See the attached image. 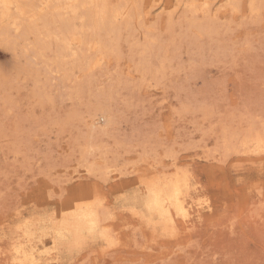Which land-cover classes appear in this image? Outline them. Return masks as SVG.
I'll return each mask as SVG.
<instances>
[{"label":"rangeland","instance_id":"374dc122","mask_svg":"<svg viewBox=\"0 0 264 264\" xmlns=\"http://www.w3.org/2000/svg\"><path fill=\"white\" fill-rule=\"evenodd\" d=\"M112 1L134 19L108 47L91 32L89 48L76 41L66 71L51 37L40 57L25 45L32 34L15 45L12 29L0 36V264L23 228L42 236L39 264H264V152L223 141L264 125V0L254 11L249 0H195V14L190 0ZM99 105L112 114L104 132L87 125ZM175 172L187 176L189 216L155 230L141 199ZM76 202L92 231L79 244L66 230L53 238L52 221Z\"/></svg>","mask_w":264,"mask_h":264},{"label":"bare ground","instance_id":"6f19581e","mask_svg":"<svg viewBox=\"0 0 264 264\" xmlns=\"http://www.w3.org/2000/svg\"><path fill=\"white\" fill-rule=\"evenodd\" d=\"M130 1L131 3L137 2V0H130ZM261 1L262 0H258V1L249 0L250 11L256 10L259 7L258 5ZM229 4L232 9L237 8V0H230ZM129 6L130 5L128 3H122L120 1L113 3L112 0H0V36L2 38L7 37L10 34V30L12 29L13 30L12 36L8 37L7 39L9 41V44L15 45V41L16 40L18 41V39L20 38L24 39L25 41H28L29 35L32 34L34 36V41L27 42L25 43V45L30 47L31 50H33L35 54L40 53L39 50H41L42 46H45L47 44L45 43V45H43L44 38L51 37V40L56 43L55 45L56 46L55 62L57 63L56 65L58 68L63 69V71L65 68V71H66V67L68 65L66 66L65 64H66V61H69L67 59L68 58L74 59V57L77 55L78 47L73 48V45L76 43V41L80 43L85 40L84 42L85 44H87L86 45L87 48H89L88 46L90 44L91 39L90 41L86 39L87 34L89 32H91L92 34L91 37L96 36L99 38L100 40L99 43L105 41L103 40V38L107 39L108 42H105V43L103 42L105 44L103 46L108 47L110 43L112 45L115 43L114 39L116 40V37L117 38L119 37L120 31H121L120 30L121 25L126 24L127 26L130 24L131 19H134L133 17L135 14L130 12L131 8ZM187 6H188V10L194 13V11L196 10L194 9L195 0H190ZM173 10L174 9H172V11ZM169 14H171V11ZM194 14L190 13L191 15L190 19L194 18L192 16ZM186 20L189 21L188 18ZM39 21H42L43 25L45 26L50 27V25H53V26H58V27L53 32H50V33L47 32V36H45L44 33L41 31L40 27H38ZM194 21L195 19L194 20L192 19L189 21L190 23L188 22L187 23L193 27L195 26V29L197 28L199 30L207 31L205 27L195 24ZM168 28L170 27L168 26ZM164 32H167V30ZM152 43L153 41H150L147 45H143V46L141 45V49H142L141 54H143L147 58L150 56L149 52L150 50H152L151 49ZM103 46H102V49L105 50V47ZM133 47L135 46L133 45ZM136 47L138 48V46ZM87 48H85V51L88 50ZM99 51L102 52V50H99ZM119 54L117 56H120ZM41 55L42 54L40 53V57H42ZM157 60H160V59H157ZM147 62H148V68H151L153 70L156 69L155 70L156 72L158 71V69L160 70L164 65L161 63L159 67L155 66L156 68L154 67L152 68V66H149L150 61L148 60ZM141 65L142 64H140V66ZM85 67H88V66H85ZM162 70L164 69L162 68ZM67 75H68V72H67ZM4 76L5 75H3V77ZM104 105L103 106L99 105L98 107L94 109L92 114L89 115L90 119L87 125H89L92 131L104 132V130L108 128L111 124L112 114H110L109 109ZM252 123H254V121ZM260 123H263V122H259V125ZM252 127H253V124H252ZM223 128L225 130V127ZM223 128L221 129V131H223ZM245 130L247 131V128L244 129V131ZM223 132L225 133V131ZM233 132L234 131H232V133ZM236 134L237 135L232 134L231 137H229L230 136L229 135L228 139L225 136L227 140H225V138H223L224 140L222 139L224 143L228 141L229 144H226V146L224 143L222 144H224L225 149L228 150L229 152L231 150L233 151L235 150L238 153V151L241 149L243 150L249 149L247 150L246 153H248V151L255 152L256 154L260 152H264V125H261V128H257V129L250 128V130L247 133L244 132L243 135L239 134L241 137L238 136V133ZM232 140H235L234 143H236V146L232 144ZM188 188H189V184H188L187 176L185 175V173L179 174L177 172H175L174 175L173 176L171 175L170 177L157 178L155 179V181L148 183L146 185V193L141 199V205L147 209V212L149 214V220L152 221V225L155 230L164 231L169 226H171L174 223L173 213L178 214V216H181L182 218H185V219L188 218L189 213L187 210V204H185L186 195L188 193ZM196 200L195 202L197 203ZM197 204L201 205L200 203H197ZM189 206L191 207V205ZM197 210H199V208H197ZM92 217L93 216L91 215V209L87 205H85V203L76 202L69 207V209L67 210V213L62 219H60L59 221L58 220L52 221L54 230H52L50 233L52 234L53 238L57 240H60V239L63 240L62 231L66 230L67 234L69 235V240L71 239L74 241V243L76 242L77 244H79L83 241V237L85 236V234L90 233L94 227L93 226L94 218ZM32 233L34 232L33 231L28 232L26 229L23 228L22 230H20V232H17V234H15L11 238V241H10V245H11V248H10L11 262L10 263L11 264H39L40 254L36 253L37 243H35V240L41 241L42 236L35 235ZM48 258H51V257H48Z\"/></svg>","mask_w":264,"mask_h":264}]
</instances>
